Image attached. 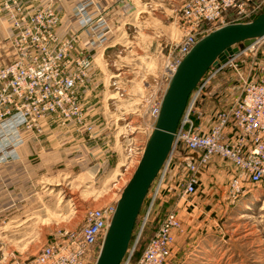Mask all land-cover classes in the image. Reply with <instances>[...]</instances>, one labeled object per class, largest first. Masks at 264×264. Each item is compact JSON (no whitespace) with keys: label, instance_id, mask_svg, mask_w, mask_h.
Listing matches in <instances>:
<instances>
[{"label":"rangeland","instance_id":"374dc122","mask_svg":"<svg viewBox=\"0 0 264 264\" xmlns=\"http://www.w3.org/2000/svg\"><path fill=\"white\" fill-rule=\"evenodd\" d=\"M84 1L54 3L66 7L63 14L56 10L59 36L78 35L72 56L91 57L85 85L78 87L82 117L75 115L65 124L43 120V134L36 138L28 133L23 142L29 140L25 146L33 152L29 159L18 168L12 164L0 169V250L23 258L42 247L74 246L87 210L116 204L138 165L153 100L165 91L163 74L170 52L185 31L187 0H88L93 4L89 13L106 19L109 27L104 44L90 45L86 28L79 25L81 15L74 10ZM20 2L31 11L45 5L44 0ZM4 3L0 0L1 66L12 58ZM239 49V55L220 69H211L205 78L196 108L203 113L206 132L217 114L241 95L245 80L264 79V38L249 46L242 43ZM205 92L209 97L199 104ZM48 126H58V137H66L59 149L43 142ZM190 155L181 143L172 153L132 264L171 213L181 221V229L175 232L166 264H264V184L242 176L237 191L233 182L239 169L214 156L197 172L195 192L182 199L187 171L180 158ZM99 250L89 248L85 264H94Z\"/></svg>","mask_w":264,"mask_h":264},{"label":"built area","instance_id":"2783aa9c","mask_svg":"<svg viewBox=\"0 0 264 264\" xmlns=\"http://www.w3.org/2000/svg\"><path fill=\"white\" fill-rule=\"evenodd\" d=\"M56 1L44 0V6L31 11L20 0H5L1 8L11 25L8 40L12 58L0 67V163L16 156L26 134L36 138L42 135L43 120L54 118L65 124L75 115L78 120L82 117L78 87L85 85L91 57L72 56L79 40L76 33L59 36ZM90 4L91 1H84L74 8L76 15H81L79 25L86 28L90 45L104 44L109 37L107 21L94 19L95 13L89 14L87 10ZM263 8L264 0H187L183 6L184 34L165 65V88L181 59L200 38L223 25L250 21ZM206 76L190 96L175 134L174 148L148 192L146 211L142 210L138 217L136 231L121 264H132L135 248L150 223L165 167L179 143L191 152L189 157L180 158L187 171L180 190L182 199H188L195 192L197 171L214 156L228 159L239 169L233 182L237 191L242 176L254 184H264V79L245 80L241 95L228 109L217 114L206 132L201 121L203 113L196 108ZM163 93L151 105L147 139L159 114ZM144 147L145 144L137 152V163ZM115 207L116 204L87 210L74 246L42 247L30 258L0 250V264H85L88 249L101 247ZM179 229V218L173 213L166 215L134 264H166Z\"/></svg>","mask_w":264,"mask_h":264},{"label":"water","instance_id":"95a60500","mask_svg":"<svg viewBox=\"0 0 264 264\" xmlns=\"http://www.w3.org/2000/svg\"><path fill=\"white\" fill-rule=\"evenodd\" d=\"M264 38V8L252 20L223 25L200 38L181 59L163 93L159 114L142 156L116 202L94 264H121L130 247L148 192L168 160L193 91L211 69H220L247 46Z\"/></svg>","mask_w":264,"mask_h":264},{"label":"crops","instance_id":"0c3cea01","mask_svg":"<svg viewBox=\"0 0 264 264\" xmlns=\"http://www.w3.org/2000/svg\"><path fill=\"white\" fill-rule=\"evenodd\" d=\"M85 1H88V0H85ZM92 5L93 4L91 2V4L87 8L88 12H89V9L92 8ZM65 8H66L65 6H62V7L56 6L55 7V9L58 11L59 14H63ZM92 12L94 13V11H92ZM4 18L7 20V17L5 15H4ZM0 66H1V63H0ZM208 94L209 93H206V92L202 94L199 104H201V102L204 99L209 97ZM57 130H59L58 126H55V127L48 126L46 128V131H45L46 133H45V136L43 137V142L45 145H50L51 147L56 148L60 144V142H63L64 139L62 137H64V136L58 137L59 133L57 132ZM28 138H30V136ZM64 138H66V137H64ZM28 142H29V140H27V142L23 143V145L20 146V148L18 149V152L16 153V156L13 159H11L5 163H0V169L4 170V169L8 168L9 165H12V164H15L16 168H18V166L23 165L25 163V161L29 159L30 155L33 154L32 151L29 152L27 149H25V146ZM56 149H59V148H56ZM20 170H22V169H20Z\"/></svg>","mask_w":264,"mask_h":264},{"label":"trees","instance_id":"16d2710c","mask_svg":"<svg viewBox=\"0 0 264 264\" xmlns=\"http://www.w3.org/2000/svg\"><path fill=\"white\" fill-rule=\"evenodd\" d=\"M256 16H257V15H256ZM256 16H254V17H256ZM254 17H253V18H254ZM253 18H252V19H253Z\"/></svg>","mask_w":264,"mask_h":264},{"label":"bare ground","instance_id":"6f19581e","mask_svg":"<svg viewBox=\"0 0 264 264\" xmlns=\"http://www.w3.org/2000/svg\"><path fill=\"white\" fill-rule=\"evenodd\" d=\"M261 39H263V38H261ZM260 40V39H259Z\"/></svg>","mask_w":264,"mask_h":264}]
</instances>
